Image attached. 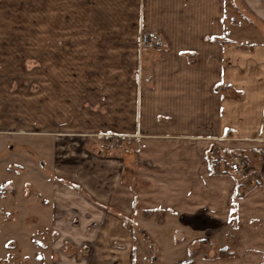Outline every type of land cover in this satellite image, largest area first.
Returning <instances> with one entry per match:
<instances>
[{
    "label": "crops",
    "instance_id": "0c3cea01",
    "mask_svg": "<svg viewBox=\"0 0 264 264\" xmlns=\"http://www.w3.org/2000/svg\"><path fill=\"white\" fill-rule=\"evenodd\" d=\"M38 4L53 20L44 32L40 22V46L65 61L140 68L122 72L117 118L90 108L55 117L74 126L67 132L45 117L37 139L8 136L0 264H134L139 239L219 237L208 225L234 220L236 237L264 238V0ZM141 34L159 35L162 48H140ZM111 138L130 152L99 151ZM216 149L246 150L250 161L262 150L261 177L239 184Z\"/></svg>",
    "mask_w": 264,
    "mask_h": 264
},
{
    "label": "rangeland",
    "instance_id": "374dc122",
    "mask_svg": "<svg viewBox=\"0 0 264 264\" xmlns=\"http://www.w3.org/2000/svg\"><path fill=\"white\" fill-rule=\"evenodd\" d=\"M38 3L39 0H0V166L1 161L8 159L11 142L8 136L27 133L37 139L40 119H50L46 125L48 129L67 132L65 129L74 126L61 129L53 125L55 117L71 118L72 114L75 119H81V110L91 108L94 112L99 109L108 111L111 120L117 118L120 103L118 90L127 85L122 72L140 68L134 60L65 61L64 55H56L55 46H40V22L44 32L45 26L49 27L53 20L49 19V15L45 18L40 14ZM72 69L78 70L79 76H67ZM36 141L31 143L37 145ZM101 142L105 141H99L97 146ZM123 146L130 152L128 147ZM216 151L218 155H212V158L222 160L226 166L236 155L247 157L249 153L246 150H237L236 153L229 149ZM255 152L248 164L254 172L247 181L237 179L239 184L246 185L261 177L257 173L262 166L263 153L262 150ZM9 177L5 170L0 169V184H6ZM240 224L234 220L208 225V233L220 230L222 236L219 237L171 238L176 244H184L185 241L181 248L175 247L172 242L169 243L174 248L170 246L166 242L167 237L154 238L155 243H161L155 246L148 238L139 239L134 264H206L205 260L219 258L225 264H264V238L236 237L234 232L241 228ZM161 246L162 253L159 252Z\"/></svg>",
    "mask_w": 264,
    "mask_h": 264
},
{
    "label": "built area",
    "instance_id": "2783aa9c",
    "mask_svg": "<svg viewBox=\"0 0 264 264\" xmlns=\"http://www.w3.org/2000/svg\"><path fill=\"white\" fill-rule=\"evenodd\" d=\"M138 45L140 48L147 50H160L163 46V42L160 36L157 34H142L138 37ZM98 149L101 152L120 154L128 153V150L122 144L118 143L117 139H111L105 142H101L98 145ZM229 171L239 181H247L250 178L251 174L254 172L253 168L250 165L241 163L237 157L231 158Z\"/></svg>",
    "mask_w": 264,
    "mask_h": 264
},
{
    "label": "trees",
    "instance_id": "16d2710c",
    "mask_svg": "<svg viewBox=\"0 0 264 264\" xmlns=\"http://www.w3.org/2000/svg\"><path fill=\"white\" fill-rule=\"evenodd\" d=\"M235 157H237L239 159V161L241 163H244V164H250V160L245 156V155H236Z\"/></svg>",
    "mask_w": 264,
    "mask_h": 264
}]
</instances>
